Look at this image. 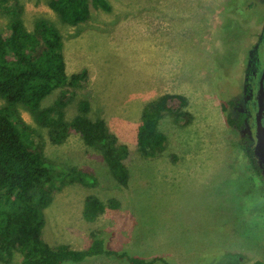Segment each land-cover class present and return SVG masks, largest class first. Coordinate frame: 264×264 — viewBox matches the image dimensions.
<instances>
[{
	"label": "rangeland",
	"instance_id": "374dc122",
	"mask_svg": "<svg viewBox=\"0 0 264 264\" xmlns=\"http://www.w3.org/2000/svg\"><path fill=\"white\" fill-rule=\"evenodd\" d=\"M227 1L110 0L111 12L92 6L90 19L78 26L63 22L49 0H8L5 4L20 7L19 12L0 9L3 28L15 14L29 29L39 17L49 19L62 34L68 74L87 70L83 86L57 88L41 107H56L68 89L62 108L66 120L87 100L88 115L104 118L129 149V181L122 184L104 152L87 145L80 133L72 130L62 143L51 141L56 109L41 123L22 104L13 107L35 129L49 159L94 178L93 183L74 182L53 192L43 229L50 245L82 249L100 235L112 249L164 256L177 264L264 262V194L240 145L247 131L256 130L264 0H233L239 13L226 12ZM231 18L236 21L230 24ZM164 93L185 95L191 117L165 112L160 121L167 135L164 149L143 153L137 139L142 111ZM230 99L234 105L228 104ZM5 105L0 99V107ZM240 109L249 114L241 130L226 120L228 112L236 115ZM92 194L105 208L88 220L84 203ZM21 259L22 253L15 251L0 264H19ZM63 264L128 260L101 254Z\"/></svg>",
	"mask_w": 264,
	"mask_h": 264
},
{
	"label": "trees",
	"instance_id": "16d2710c",
	"mask_svg": "<svg viewBox=\"0 0 264 264\" xmlns=\"http://www.w3.org/2000/svg\"><path fill=\"white\" fill-rule=\"evenodd\" d=\"M6 2L0 0V9L19 12L20 7L16 9ZM234 2L227 1L226 12H240L239 8H232ZM48 4L63 22L76 26L90 19L92 6L105 12L113 10L110 0H49ZM235 21L229 19L230 24ZM63 49L62 34L47 18L39 17L29 29L15 14L6 28L0 27V99L6 101L0 107V259H10L19 251L22 253L19 264H63L101 254L126 258L128 264H177L164 256L143 257L112 249L100 235L82 249L67 243L54 247L44 239L45 208L51 203L53 192L74 182L93 183L94 178L77 167L60 166L49 159L43 145L35 139V129L14 112L15 105L22 104L41 123H46L56 109L57 117L49 130L52 142L62 143L72 130L80 133L87 145L104 152L120 183L129 181L125 164L128 145L119 141L104 118L88 115L89 101L82 100L80 112L70 120L65 119L62 110L71 93L68 89L61 92L56 107H41L42 101L55 89L65 85L83 86L88 81L86 69L68 74ZM187 104L185 95L164 93L144 106L137 130L143 153L164 149L167 135L160 128L162 117L165 112H174L190 119L191 114L185 109ZM228 104L234 105L235 101L230 99ZM222 106L227 108L224 103ZM248 117V112L240 109L236 115L228 112L226 120L229 126L241 130L246 127ZM256 141L255 134L247 131L240 145L253 172L252 179H259L264 194V170L256 153ZM104 208L98 196L88 195L83 215L93 220Z\"/></svg>",
	"mask_w": 264,
	"mask_h": 264
},
{
	"label": "water",
	"instance_id": "95a60500",
	"mask_svg": "<svg viewBox=\"0 0 264 264\" xmlns=\"http://www.w3.org/2000/svg\"><path fill=\"white\" fill-rule=\"evenodd\" d=\"M258 110L256 114V153L264 170V68L259 81V89L257 95Z\"/></svg>",
	"mask_w": 264,
	"mask_h": 264
},
{
	"label": "flooded vegetation",
	"instance_id": "af4514ba",
	"mask_svg": "<svg viewBox=\"0 0 264 264\" xmlns=\"http://www.w3.org/2000/svg\"><path fill=\"white\" fill-rule=\"evenodd\" d=\"M263 124H264V118H263ZM247 126V125H246ZM255 132H256V130H255ZM255 134V136H256V133H254Z\"/></svg>",
	"mask_w": 264,
	"mask_h": 264
}]
</instances>
